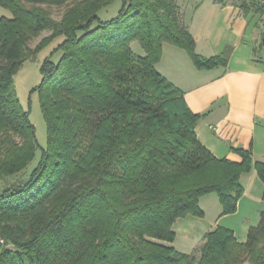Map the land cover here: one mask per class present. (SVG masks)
<instances>
[{
  "label": "trees",
  "instance_id": "obj_1",
  "mask_svg": "<svg viewBox=\"0 0 264 264\" xmlns=\"http://www.w3.org/2000/svg\"><path fill=\"white\" fill-rule=\"evenodd\" d=\"M115 1L0 0L12 14L0 17V181L13 180L0 188V264H264V210L244 242L216 225L190 252L173 245L177 218L203 216L201 197L215 193L229 214L242 174L254 168L264 184V161L250 149L217 158L198 140L205 113L156 67L164 44L198 69L225 66L232 47L197 53L182 0H119L102 18ZM233 2L261 13L253 60L264 63V10ZM42 31L50 33L32 47ZM58 37L31 90L46 126L41 147L14 76ZM38 149L36 166L18 176Z\"/></svg>",
  "mask_w": 264,
  "mask_h": 264
},
{
  "label": "crops",
  "instance_id": "obj_2",
  "mask_svg": "<svg viewBox=\"0 0 264 264\" xmlns=\"http://www.w3.org/2000/svg\"><path fill=\"white\" fill-rule=\"evenodd\" d=\"M182 9L197 53L208 57L231 46L227 64L198 69L184 49L164 44L157 70L183 91L193 112L205 113L195 132L215 157L239 160L235 147L250 149L254 162L264 161V63L253 60L261 13L243 12L233 0H182ZM11 16L0 6V17ZM241 182L244 189L235 212L220 215V210L210 214L203 210V216L176 219L174 241L183 252L192 251L216 225L231 229L238 241L246 240L264 210V184L254 168L241 175Z\"/></svg>",
  "mask_w": 264,
  "mask_h": 264
},
{
  "label": "rangeland",
  "instance_id": "obj_3",
  "mask_svg": "<svg viewBox=\"0 0 264 264\" xmlns=\"http://www.w3.org/2000/svg\"><path fill=\"white\" fill-rule=\"evenodd\" d=\"M118 5L119 0H116L109 9L101 11L100 16L102 18H109L110 16H113ZM53 15L58 17L60 15V10L54 8ZM48 33L50 32L42 31L39 36L32 39L31 46H35V44ZM61 39L62 37L56 38L52 43L38 52L33 58L26 60L14 76V86L21 106L24 109L29 110L31 122L36 130L37 141L41 147H44L46 144V126L40 109L38 93L36 91L32 92L31 90L41 79L40 65L43 59L50 53L51 49L61 41ZM131 48L135 53L143 54V50L137 41H133L131 43ZM39 156L40 149L37 150L35 158L20 172L21 175L18 174V176L25 179L31 170L36 166ZM12 178H14V176ZM8 179L10 180V178ZM11 181L13 180H7L5 182L0 181V188L5 185H10ZM200 207L208 214L214 213L216 210H220L217 195L215 193H210L203 196L200 199ZM198 244L196 246H198ZM173 245L176 249L182 250L178 245V240L174 241Z\"/></svg>",
  "mask_w": 264,
  "mask_h": 264
},
{
  "label": "built area",
  "instance_id": "obj_4",
  "mask_svg": "<svg viewBox=\"0 0 264 264\" xmlns=\"http://www.w3.org/2000/svg\"><path fill=\"white\" fill-rule=\"evenodd\" d=\"M254 1L258 6H260L264 10V0H254Z\"/></svg>",
  "mask_w": 264,
  "mask_h": 264
}]
</instances>
